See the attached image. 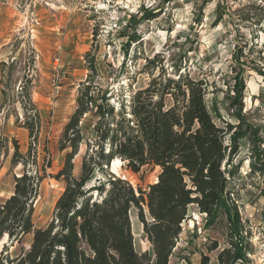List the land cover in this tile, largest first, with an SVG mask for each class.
Instances as JSON below:
<instances>
[{
  "label": "rangeland",
  "instance_id": "obj_1",
  "mask_svg": "<svg viewBox=\"0 0 264 264\" xmlns=\"http://www.w3.org/2000/svg\"><path fill=\"white\" fill-rule=\"evenodd\" d=\"M263 10L264 0H0V204L13 195L14 179L24 171L23 165L12 163L17 143L23 156L33 149L38 173L44 178L35 205V227L45 228L51 222L65 190L63 180L54 176L72 151L61 150L63 134L76 111L79 86L90 75L89 62L94 61L98 71L96 88L118 90L136 78L137 90L151 80L149 71H144L147 60L160 57L169 77L177 78L180 72L205 82L207 107L221 128L226 123L238 125L231 106L232 88L235 70H243V117L253 130L241 142L234 161L241 167L230 189L254 251L251 264H264V171H253V164H264ZM153 11L156 19L141 20V13ZM134 31L144 42L131 47L123 65L124 45ZM238 50L243 54L242 69L236 62ZM88 53L90 60L85 57ZM28 91L40 115L36 140L24 125L25 114L32 113ZM94 125L91 115L82 122L84 141L73 161L76 179L81 177ZM108 172L135 188H145L156 182L160 171L134 174L116 162ZM101 178L96 173L95 179ZM130 217L138 220L137 211L132 210ZM188 217L170 264H200V252L207 253L211 242H218L219 249L227 246L225 216L210 224L193 206ZM132 228L137 252L150 251L142 227ZM31 242L32 236H27L9 253L14 257L22 248L28 250ZM6 244L7 240L0 242V255ZM209 256L215 264L216 253Z\"/></svg>",
  "mask_w": 264,
  "mask_h": 264
},
{
  "label": "trees",
  "instance_id": "obj_2",
  "mask_svg": "<svg viewBox=\"0 0 264 264\" xmlns=\"http://www.w3.org/2000/svg\"><path fill=\"white\" fill-rule=\"evenodd\" d=\"M140 15L142 21L158 17L155 11ZM143 42V37L134 31L124 45L123 65L127 64L131 47ZM85 57L90 60L91 54ZM242 57L240 50L236 55L240 69ZM163 63L160 57L147 60L144 71H149L151 80L145 88L134 90L133 78L118 90H103L94 86L98 71L94 61L89 62L90 75L79 86L77 108L61 144L62 151L68 147L72 151L63 169L54 176L57 181L63 180L65 190L45 228L38 229L34 224L44 178L38 173L33 149L23 156L15 143L12 163L23 165L24 171L14 179L13 195L0 204V242L7 240L0 264H170L193 206L210 224L221 216L228 223L227 246L219 249L218 242H211L207 253L200 252V264H213L209 256L213 253L215 264L252 263L254 251L230 189L241 167V163L234 164L241 142L253 130L243 117V70H235L232 88L231 106L238 125L226 123L221 128L207 107L205 82L180 72L177 78L169 77ZM27 97L32 113L25 114L24 125L30 138L36 140L40 115L29 91ZM88 115L95 119L94 137L86 144L82 174L76 179L73 161L84 141L81 125ZM116 160L124 162L125 169L134 174L158 169V181L135 188L108 172ZM31 165L34 171L28 169ZM253 171L262 173L264 164H253ZM96 173L102 178L96 180ZM132 210L137 211L151 246L142 254L135 248ZM27 236H32L30 248L11 256L10 249L21 245Z\"/></svg>",
  "mask_w": 264,
  "mask_h": 264
},
{
  "label": "bare ground",
  "instance_id": "obj_3",
  "mask_svg": "<svg viewBox=\"0 0 264 264\" xmlns=\"http://www.w3.org/2000/svg\"><path fill=\"white\" fill-rule=\"evenodd\" d=\"M116 162H120V163H123V164H124V162H121L120 160H117ZM116 162H114V164H115ZM131 220H132V226L135 225V226L137 227V224H139V225L142 227V228H141V231H143V226H142V224H141L138 220H136L135 222H134V219L131 218ZM134 223H135V224H134ZM141 231H138V232H141ZM134 235L136 236L135 233H134Z\"/></svg>",
  "mask_w": 264,
  "mask_h": 264
},
{
  "label": "built area",
  "instance_id": "obj_4",
  "mask_svg": "<svg viewBox=\"0 0 264 264\" xmlns=\"http://www.w3.org/2000/svg\"><path fill=\"white\" fill-rule=\"evenodd\" d=\"M52 188L54 189L55 187L52 186Z\"/></svg>",
  "mask_w": 264,
  "mask_h": 264
},
{
  "label": "water",
  "instance_id": "obj_5",
  "mask_svg": "<svg viewBox=\"0 0 264 264\" xmlns=\"http://www.w3.org/2000/svg\"><path fill=\"white\" fill-rule=\"evenodd\" d=\"M158 181V178H157V180H156V182Z\"/></svg>",
  "mask_w": 264,
  "mask_h": 264
}]
</instances>
